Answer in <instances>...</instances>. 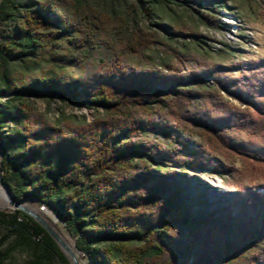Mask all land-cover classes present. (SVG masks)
I'll use <instances>...</instances> for the list:
<instances>
[{
    "label": "trees",
    "instance_id": "trees-1",
    "mask_svg": "<svg viewBox=\"0 0 264 264\" xmlns=\"http://www.w3.org/2000/svg\"><path fill=\"white\" fill-rule=\"evenodd\" d=\"M2 24L11 35L0 40V122H11L15 143L2 171L16 199L52 211L89 264H189L191 258L193 264H235L249 251L260 261L264 186L238 196L234 210L193 216L167 169H216L205 152L189 148V126L214 151L234 149L228 130L264 129L257 105L264 96L262 73L240 67V77L206 63L186 74L179 67L133 65L118 49L102 52L109 31L82 0H1ZM221 91L254 104L259 119L223 101ZM79 97L103 109L104 118L49 123L30 103ZM0 226L16 236L13 250L32 256L30 264L54 258L70 264L25 212L0 211Z\"/></svg>",
    "mask_w": 264,
    "mask_h": 264
},
{
    "label": "rangeland",
    "instance_id": "rangeland-1",
    "mask_svg": "<svg viewBox=\"0 0 264 264\" xmlns=\"http://www.w3.org/2000/svg\"><path fill=\"white\" fill-rule=\"evenodd\" d=\"M32 1L38 4L44 0ZM82 1L99 15L106 24L105 29L109 31L105 44L100 42L102 52L107 48L118 49L126 53V58L133 65L141 64L147 68L179 67L182 74L187 73L186 68L206 63L234 69L235 76L242 77L239 68L251 66L263 74L264 83V0H188L184 3L166 0H162V3L153 0ZM52 17L56 18L55 15ZM10 35L9 25L2 24L0 40ZM151 41L154 43L151 44ZM146 44L154 45L153 49H147ZM134 49H139V53H135ZM221 95L223 101L245 112L252 120L258 118L254 104L222 91ZM30 103L44 121L54 124L91 123L105 116L103 109L96 108L82 97L77 102H71L68 98H32ZM3 105L4 102L0 106ZM257 105L264 112V96ZM189 128L192 134L189 148L205 152L217 164L213 171L183 170L178 166L167 169L172 178V188L181 192L182 201L193 216L222 212L228 207L234 210L232 204L238 196L264 186V129L255 133L228 130L226 135L234 149L214 151L209 147L205 135ZM11 129L10 121L6 124L0 122L1 163L6 150L15 144L11 141ZM149 136L172 144L161 133H149ZM22 201L29 209L42 215L56 230L59 229L76 247L81 259L89 264L78 250L76 238L69 234L64 223L50 213H41L40 206L30 199L24 198ZM8 206L0 208V211H16ZM15 242L16 236L8 228L0 226V264L32 262V256L27 251L13 250ZM257 255V252L249 251L235 264L263 263L264 255L260 261ZM193 261L191 258L189 264H193ZM51 263L61 264L56 258Z\"/></svg>",
    "mask_w": 264,
    "mask_h": 264
},
{
    "label": "water",
    "instance_id": "water-1",
    "mask_svg": "<svg viewBox=\"0 0 264 264\" xmlns=\"http://www.w3.org/2000/svg\"><path fill=\"white\" fill-rule=\"evenodd\" d=\"M0 187L3 190V192L5 193L6 197H7V202L9 204V208H12L13 210H19L22 212H25L26 214L30 215L32 218H34L49 234L50 236L56 241V243L58 244V246L60 247V249L62 250V252L65 254V256L67 257L68 254L66 252L65 249V244L62 241L60 235L58 234V232L55 230V228L50 224V222H48L42 215H40L39 213L29 209L25 202L22 200H18L13 196L12 190L9 186V184L5 181L4 179V173L2 171V163H0ZM48 213L52 214L54 217H56L54 215V213L52 211H49ZM58 218V217H56ZM69 258V256H68ZM71 264H78V263H73L71 261V259L69 258Z\"/></svg>",
    "mask_w": 264,
    "mask_h": 264
},
{
    "label": "bare ground",
    "instance_id": "bare-ground-1",
    "mask_svg": "<svg viewBox=\"0 0 264 264\" xmlns=\"http://www.w3.org/2000/svg\"><path fill=\"white\" fill-rule=\"evenodd\" d=\"M0 163H1V152H0ZM9 205L7 202V197L3 190L0 187V208H5V206ZM46 208V207H45ZM55 222H58L57 219H54ZM56 230V229H55ZM58 234L60 235L62 241L64 242L66 252L70 255L71 260L73 263H78V264H86L84 260L81 259L79 253L77 252L76 247H74L68 239L61 233L59 232V229L56 230Z\"/></svg>",
    "mask_w": 264,
    "mask_h": 264
},
{
    "label": "built area",
    "instance_id": "built-area-1",
    "mask_svg": "<svg viewBox=\"0 0 264 264\" xmlns=\"http://www.w3.org/2000/svg\"><path fill=\"white\" fill-rule=\"evenodd\" d=\"M40 212L41 213H48L49 211H48V209L47 208H45V206H40Z\"/></svg>",
    "mask_w": 264,
    "mask_h": 264
}]
</instances>
